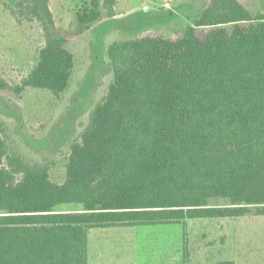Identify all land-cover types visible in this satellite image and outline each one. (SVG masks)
<instances>
[{
    "label": "trees",
    "instance_id": "obj_1",
    "mask_svg": "<svg viewBox=\"0 0 264 264\" xmlns=\"http://www.w3.org/2000/svg\"><path fill=\"white\" fill-rule=\"evenodd\" d=\"M116 1L92 0L73 35L57 27L49 0L5 4L16 24L39 26L43 46L0 91L64 95L78 63L70 37L112 19ZM105 41L110 83L69 145L62 183L26 160L0 117V264H87L90 229L237 218L251 207L264 215V12L208 0L176 38ZM216 198L227 204L209 206Z\"/></svg>",
    "mask_w": 264,
    "mask_h": 264
},
{
    "label": "rangeland",
    "instance_id": "obj_2",
    "mask_svg": "<svg viewBox=\"0 0 264 264\" xmlns=\"http://www.w3.org/2000/svg\"><path fill=\"white\" fill-rule=\"evenodd\" d=\"M96 1L102 5L103 0ZM207 1L117 0L113 9L116 17L104 16L80 37H70L67 47L78 63L64 95L56 98L45 90L27 89L16 98L0 91V117L8 138L19 139L25 148L26 160L47 164L51 180L62 183L69 145L79 139L94 102L105 96L110 83L103 59L108 41L105 38L114 33L176 38ZM238 1L252 13L264 12V0ZM13 2L0 0V79L17 85L37 63L43 38L37 24L15 23L4 7ZM91 2L49 0L57 27L75 33L77 14L88 9ZM226 204L221 198L208 201L211 207ZM249 211L237 218L186 220L124 231L100 233L92 229L89 238L93 239L92 245L107 240L104 249L108 250L104 254L113 256L122 250V254L134 257L119 258L128 261L137 257L136 264H264V215H258L254 207ZM126 239L134 241L133 246H124L122 241Z\"/></svg>",
    "mask_w": 264,
    "mask_h": 264
},
{
    "label": "crops",
    "instance_id": "obj_3",
    "mask_svg": "<svg viewBox=\"0 0 264 264\" xmlns=\"http://www.w3.org/2000/svg\"><path fill=\"white\" fill-rule=\"evenodd\" d=\"M116 17V16H114ZM113 17V18H114ZM129 229H132V228H109V229H97L98 231L97 232H108V231H113V230H119V231H124V230H129ZM92 230V229H90ZM88 230V244H87V264H136L138 261H137V257L131 259V260H121V258H119L120 256H123L124 258H128V256H130L129 258H132L134 257L133 255H126V254H122V250H119L120 253L119 254H116V255H106L104 253H106V251L104 250H108V249H104V241H107V240H99L98 244L96 245H92V240L90 241V238H89V231ZM110 241V240H109ZM122 241V240H120ZM136 241V240H135ZM124 242V246H133V243L134 241H131V240H124L122 241ZM91 243V244H90ZM107 243V242H105ZM109 243V242H108ZM111 247V246H110ZM112 248V247H111ZM92 251V254L90 252V250ZM110 252V250L108 251ZM116 256V257H114Z\"/></svg>",
    "mask_w": 264,
    "mask_h": 264
}]
</instances>
